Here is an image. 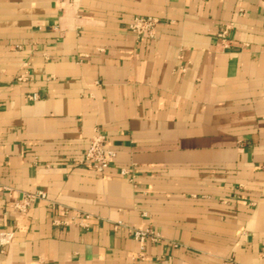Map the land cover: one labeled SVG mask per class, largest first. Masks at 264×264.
Returning <instances> with one entry per match:
<instances>
[{"label": "crops", "instance_id": "crops-1", "mask_svg": "<svg viewBox=\"0 0 264 264\" xmlns=\"http://www.w3.org/2000/svg\"><path fill=\"white\" fill-rule=\"evenodd\" d=\"M2 231L0 264H264V0H0Z\"/></svg>", "mask_w": 264, "mask_h": 264}, {"label": "built area", "instance_id": "built-area-1", "mask_svg": "<svg viewBox=\"0 0 264 264\" xmlns=\"http://www.w3.org/2000/svg\"><path fill=\"white\" fill-rule=\"evenodd\" d=\"M158 23L159 18L156 16H135L129 23V29L138 37L146 36L151 38L154 36L155 27ZM226 28L220 33V36L223 38L227 32ZM27 78V72L16 77L18 81H24ZM26 98L28 100H36L38 96L36 93H30L26 95ZM115 155L116 152L107 146L105 135L96 131L80 162L89 165L94 171L101 173L113 161ZM120 172L123 175L127 174L125 169H121ZM45 196L46 195L43 191L24 193L17 201H15L14 207L21 211H25L36 198H45ZM129 230L133 239L139 242L141 248L144 247L147 240L158 241L160 239V233L148 227H129ZM12 237L13 232L11 231L0 232V251H2L5 245L11 242Z\"/></svg>", "mask_w": 264, "mask_h": 264}]
</instances>
